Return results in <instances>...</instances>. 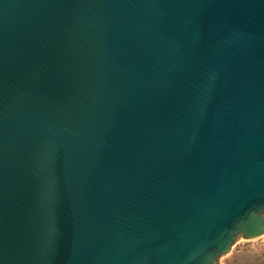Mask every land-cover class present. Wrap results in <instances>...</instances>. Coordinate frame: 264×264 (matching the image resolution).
Wrapping results in <instances>:
<instances>
[{
  "label": "water",
  "instance_id": "water-1",
  "mask_svg": "<svg viewBox=\"0 0 264 264\" xmlns=\"http://www.w3.org/2000/svg\"><path fill=\"white\" fill-rule=\"evenodd\" d=\"M263 236L264 0H0V264Z\"/></svg>",
  "mask_w": 264,
  "mask_h": 264
},
{
  "label": "rangeland",
  "instance_id": "rangeland-1",
  "mask_svg": "<svg viewBox=\"0 0 264 264\" xmlns=\"http://www.w3.org/2000/svg\"><path fill=\"white\" fill-rule=\"evenodd\" d=\"M220 264H264V236L259 242L247 245L238 240L220 259Z\"/></svg>",
  "mask_w": 264,
  "mask_h": 264
},
{
  "label": "snow or ice",
  "instance_id": "snow-or-ice-1",
  "mask_svg": "<svg viewBox=\"0 0 264 264\" xmlns=\"http://www.w3.org/2000/svg\"><path fill=\"white\" fill-rule=\"evenodd\" d=\"M223 250H226V248H225V249H223Z\"/></svg>",
  "mask_w": 264,
  "mask_h": 264
}]
</instances>
